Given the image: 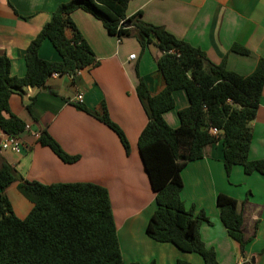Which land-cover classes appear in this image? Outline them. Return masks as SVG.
Wrapping results in <instances>:
<instances>
[{
	"label": "crops",
	"instance_id": "crops-1",
	"mask_svg": "<svg viewBox=\"0 0 264 264\" xmlns=\"http://www.w3.org/2000/svg\"><path fill=\"white\" fill-rule=\"evenodd\" d=\"M63 1L0 0V56L10 59L12 77L24 76L27 46ZM137 12L142 13L143 21L163 27L177 39L200 48L211 62H224L227 70L238 75L251 74L257 61L264 59V0H131L126 15ZM71 17L99 65L80 70L74 79L68 75L52 76L42 87L14 92L8 101L9 109L26 124V131L18 137L19 152L0 150V157L30 181H39L36 174L42 172L50 176L49 184L88 182L104 187L110 198L124 264H175L177 260L203 264L197 254L157 243L145 234L156 205L138 152V137L147 118L136 87L142 79L151 96L163 90L164 80L156 66L160 50L154 43L141 48L132 37L118 41L107 34L100 20L84 11H75ZM233 45L243 47L249 54L232 52ZM38 55L46 61H59L46 40ZM131 55L134 57L130 58ZM173 98L175 108L163 118L176 128V113L186 108L188 102L180 90L173 93ZM102 101L110 119L128 140V155L111 130L73 105L81 103L95 111ZM250 125L248 158L263 160L264 88ZM40 130H46L68 155L79 156L78 161L65 164L48 148L38 145ZM5 138L0 132V143ZM181 179L180 198L185 208L194 206L195 213L202 210L208 218L200 228L201 239L207 248L215 250L219 264H264V252L258 255L264 248V177L257 173L246 175L241 166H233L226 175L221 145L217 144L206 147L202 159L188 163ZM13 188L15 184L7 188L6 195ZM218 194L238 202L244 218V235L252 237L243 255L219 219L215 204Z\"/></svg>",
	"mask_w": 264,
	"mask_h": 264
},
{
	"label": "trees",
	"instance_id": "trees-1",
	"mask_svg": "<svg viewBox=\"0 0 264 264\" xmlns=\"http://www.w3.org/2000/svg\"><path fill=\"white\" fill-rule=\"evenodd\" d=\"M130 1L64 0L27 46L26 71L20 78L10 75V59L0 56V132L18 141L26 131V124L9 109L8 101L14 92L42 87L53 75L74 79L80 70L99 65L72 21L73 12L81 10L93 15L107 34L118 41L132 37L141 48L156 44L161 52L156 66L164 88L151 96L142 79L136 87L147 118L138 137V152L156 205L145 234L157 243L197 254L203 264H219L215 250L207 248L201 239L200 228L208 218L202 210L195 213L194 206L186 209L180 198L181 172L188 163L202 159L206 147L220 144L226 175L233 166H241L246 175L257 173L264 177V159L248 158L250 124L264 88V59L257 61L251 74L238 75L227 70L224 62H211L200 48L177 39L163 27L143 21L141 12L127 16ZM45 40L58 54L59 61L39 57ZM231 51L249 54L237 45ZM179 90L184 92L188 106L177 111L179 126L172 128L163 115L175 108L173 93ZM73 105L111 130L125 154L130 153L128 140L110 119L104 101L95 111L81 103ZM213 129L215 134L211 133ZM36 142L65 164L79 159L65 153L46 130L38 131ZM13 184L31 204L23 219L15 216L6 195ZM215 204L228 237L243 255L252 237L244 235V218L238 202L218 194ZM263 252L264 248L258 255ZM0 264H124L107 190L88 182L44 185L29 181L0 157ZM175 264L190 263L177 260Z\"/></svg>",
	"mask_w": 264,
	"mask_h": 264
},
{
	"label": "rangeland",
	"instance_id": "rangeland-1",
	"mask_svg": "<svg viewBox=\"0 0 264 264\" xmlns=\"http://www.w3.org/2000/svg\"><path fill=\"white\" fill-rule=\"evenodd\" d=\"M36 176L39 181L43 182V183L40 182L41 184L49 185V183L47 182L50 176L44 175L42 172L41 173L37 172ZM7 197L10 201L15 216L19 219L25 218L31 208V204L18 192L16 188H13V190H11L10 192L7 191ZM198 259L201 261L200 258Z\"/></svg>",
	"mask_w": 264,
	"mask_h": 264
},
{
	"label": "built area",
	"instance_id": "built-area-1",
	"mask_svg": "<svg viewBox=\"0 0 264 264\" xmlns=\"http://www.w3.org/2000/svg\"><path fill=\"white\" fill-rule=\"evenodd\" d=\"M134 55H131L130 58H133ZM57 76V75H53ZM69 76V75H68ZM73 78L72 76H70ZM77 99L80 100L81 96H77ZM217 131L215 129L211 130V133L215 134ZM0 150H9L11 152L17 153L20 150L19 143L16 139L6 136L5 140L0 143Z\"/></svg>",
	"mask_w": 264,
	"mask_h": 264
},
{
	"label": "water",
	"instance_id": "water-1",
	"mask_svg": "<svg viewBox=\"0 0 264 264\" xmlns=\"http://www.w3.org/2000/svg\"><path fill=\"white\" fill-rule=\"evenodd\" d=\"M254 261L252 260V263H253Z\"/></svg>",
	"mask_w": 264,
	"mask_h": 264
}]
</instances>
